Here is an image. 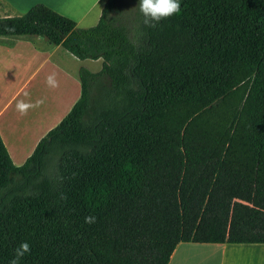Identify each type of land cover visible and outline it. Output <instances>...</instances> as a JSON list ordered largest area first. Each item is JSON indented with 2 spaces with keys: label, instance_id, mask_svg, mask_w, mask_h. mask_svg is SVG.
Wrapping results in <instances>:
<instances>
[{
  "label": "trees",
  "instance_id": "16d2710c",
  "mask_svg": "<svg viewBox=\"0 0 264 264\" xmlns=\"http://www.w3.org/2000/svg\"><path fill=\"white\" fill-rule=\"evenodd\" d=\"M93 27L37 4L0 18L76 59L79 96L15 166L0 138V264H167L178 243L264 244V0H179ZM96 217L85 223V217Z\"/></svg>",
  "mask_w": 264,
  "mask_h": 264
},
{
  "label": "crops",
  "instance_id": "0c3cea01",
  "mask_svg": "<svg viewBox=\"0 0 264 264\" xmlns=\"http://www.w3.org/2000/svg\"><path fill=\"white\" fill-rule=\"evenodd\" d=\"M79 1L84 7L72 10L71 0H0V18L20 16L41 4L75 23L87 17L97 22L106 0ZM65 4L78 13L69 14L71 10ZM80 62L60 46L50 45L39 37H0V138L15 166L25 161L36 143L77 100ZM52 72L57 74L60 84L55 89L46 84ZM26 92L29 95L25 96ZM41 98H46L44 105L27 115L21 116L16 110L18 100L34 102ZM245 247L252 248L248 251L253 252L250 258L241 257ZM257 247L264 244L178 243L167 264H264Z\"/></svg>",
  "mask_w": 264,
  "mask_h": 264
},
{
  "label": "clouds",
  "instance_id": "9594fccd",
  "mask_svg": "<svg viewBox=\"0 0 264 264\" xmlns=\"http://www.w3.org/2000/svg\"><path fill=\"white\" fill-rule=\"evenodd\" d=\"M143 16V23L148 27H156L163 19L169 18L174 14H178L181 10L179 0H139L137 7ZM46 84L49 88H58L60 86L57 74L50 73L46 78ZM25 96L29 95L27 92ZM46 98L37 99L34 102H26L18 100L16 110L21 116L27 115L30 110L36 109L44 105ZM96 217L89 215L85 217V223H95ZM31 252V246L28 242H22L17 249L13 259L9 264H19L20 260Z\"/></svg>",
  "mask_w": 264,
  "mask_h": 264
},
{
  "label": "rangeland",
  "instance_id": "374dc122",
  "mask_svg": "<svg viewBox=\"0 0 264 264\" xmlns=\"http://www.w3.org/2000/svg\"><path fill=\"white\" fill-rule=\"evenodd\" d=\"M78 1L77 0H71L72 3L71 2L70 3L73 5V6H71L72 10L73 9L75 10V8L76 9H78V8L81 9V8L84 7L85 4H83L81 1H79L80 2L79 3ZM64 6H66V8H70V6L68 4H65ZM70 10H71V8H70ZM72 10L70 11L69 14L78 13V12H72ZM0 13H2V12H0ZM72 21H74V20H72ZM75 24H76L77 28L86 29V28L93 27L96 24V22L93 21L92 19H89V17H87V18H83V19L77 20V23H75ZM101 64H102L101 59H98V61L84 60V61L80 62L79 69L80 68H84V69L88 70L89 72L96 73V72H98L100 70ZM257 248H259V252H258L259 257L263 258V262H264V247H257ZM242 250L245 251V252H241V254H243V255H241L242 258L243 257L250 258V256L253 254V252H248V251H251L252 248L248 249V247H245ZM244 253H246V254H244ZM250 253H252V254H250ZM228 257H229V254L227 255V258Z\"/></svg>",
  "mask_w": 264,
  "mask_h": 264
}]
</instances>
